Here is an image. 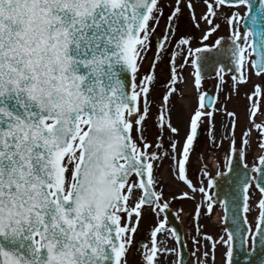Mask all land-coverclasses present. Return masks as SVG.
Here are the masks:
<instances>
[{"label": "snow or ice", "instance_id": "obj_1", "mask_svg": "<svg viewBox=\"0 0 264 264\" xmlns=\"http://www.w3.org/2000/svg\"><path fill=\"white\" fill-rule=\"evenodd\" d=\"M237 244L264 247V0H0V264H234Z\"/></svg>", "mask_w": 264, "mask_h": 264}, {"label": "water", "instance_id": "obj_2", "mask_svg": "<svg viewBox=\"0 0 264 264\" xmlns=\"http://www.w3.org/2000/svg\"><path fill=\"white\" fill-rule=\"evenodd\" d=\"M240 167L242 166L237 164V168ZM174 213L175 211L173 209L169 211V220L173 227H175L181 233H184L182 223L180 220H177ZM185 258H189V251L187 249H185ZM234 264H264V247L257 244L255 250L253 251L251 248H241L239 244H237V250L234 256Z\"/></svg>", "mask_w": 264, "mask_h": 264}, {"label": "rangeland", "instance_id": "obj_3", "mask_svg": "<svg viewBox=\"0 0 264 264\" xmlns=\"http://www.w3.org/2000/svg\"><path fill=\"white\" fill-rule=\"evenodd\" d=\"M241 12H243V9H241ZM223 33V32H222ZM221 33V34H222ZM196 35H199V33L197 32V33H195ZM224 34V33H223ZM229 80H230V78H228V82H229ZM229 84H230V82H229ZM251 86V85H250ZM244 88H242L241 89V93H242V90H243ZM225 91H227V89L225 90ZM222 99H223V96H222ZM238 99H239V104H241L240 106H239V110H240V113H241V115H242V117H244L243 116V109H244V105L247 103V101L244 99V97H242V95L240 96V97H238ZM232 103H234V104H236V101L233 99V101H232ZM243 120H244V118H243ZM244 124H245V120H244V122H243V126H242V128L244 127ZM181 135H183V131H181ZM195 158V157H194ZM193 158V161H196L195 159ZM249 159L251 160V157H249ZM167 166V161H165V167ZM180 189L178 188V187H176V186H174V185H172V184H166L165 185V195L166 196H169L171 193H176V192H178ZM187 202L188 201H181V203H182V205L183 206H185L187 209H188V211L190 210V206H189V203L187 204ZM184 211L185 212H188L187 210H185L184 209ZM185 217L186 216H183V218H184V220H185ZM142 228H143V226H142ZM142 228H141V233L144 231V230H142ZM223 252V249H221L220 250V253H222ZM220 253H218V255H217V264H223V259H222V256H221V254ZM137 259H138V257H137Z\"/></svg>", "mask_w": 264, "mask_h": 264}, {"label": "flooded vegetation", "instance_id": "obj_4", "mask_svg": "<svg viewBox=\"0 0 264 264\" xmlns=\"http://www.w3.org/2000/svg\"><path fill=\"white\" fill-rule=\"evenodd\" d=\"M187 13L185 14V19H187ZM163 29V23H162V25H161V30ZM181 31L182 32H191L192 31V27H191V23L190 22H188L186 25L185 24H182V26H181ZM208 82V81H207ZM173 120H174V123L176 122V120H177V116H176V114L174 113V116H173ZM202 139H203V136H202ZM207 163H208V161H206ZM210 166V165H209ZM199 167V165H196V168H198ZM192 169H193V166H192ZM194 174L196 175V176H198L199 175V173L197 172V169H195L194 170ZM175 203H176V201H174ZM189 206H190V210H191V208H192V204L189 202ZM181 208H186L185 206H183L181 203H179V206H178V210L179 209H181ZM189 210V211H190ZM187 221H188V224H190L191 223V221L189 220V218L187 217ZM147 224V222L144 224V225H146ZM140 237H143V239L145 240V242H147V235L144 233V234H138L137 235V237H136V239H137V241L139 242V238ZM190 244V246H191V243H189Z\"/></svg>", "mask_w": 264, "mask_h": 264}]
</instances>
